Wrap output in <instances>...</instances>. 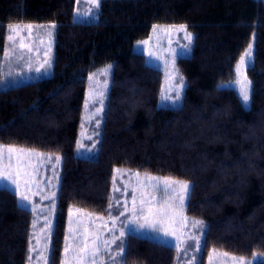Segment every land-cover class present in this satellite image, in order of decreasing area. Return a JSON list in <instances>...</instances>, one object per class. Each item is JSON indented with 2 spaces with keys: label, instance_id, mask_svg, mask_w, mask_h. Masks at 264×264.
Listing matches in <instances>:
<instances>
[{
  "label": "trees",
  "instance_id": "16d2710c",
  "mask_svg": "<svg viewBox=\"0 0 264 264\" xmlns=\"http://www.w3.org/2000/svg\"><path fill=\"white\" fill-rule=\"evenodd\" d=\"M77 0H0V143L57 155L60 179L51 264H61L70 207L107 216L117 168L191 184L185 214L203 222L200 264L212 251L264 257V0H100L78 22ZM55 24L51 75L3 84L8 24ZM185 25L186 87L159 106L163 71L136 44L153 26ZM249 44L246 107L232 86ZM111 65L97 153L76 154L89 76ZM34 214L0 187V264H26ZM120 264H176L174 246L129 233Z\"/></svg>",
  "mask_w": 264,
  "mask_h": 264
},
{
  "label": "rangeland",
  "instance_id": "374dc122",
  "mask_svg": "<svg viewBox=\"0 0 264 264\" xmlns=\"http://www.w3.org/2000/svg\"><path fill=\"white\" fill-rule=\"evenodd\" d=\"M76 4H77V12L80 13H84L88 11L89 8H92L90 0H79V2H76ZM98 8H94L93 13H90L88 16H83V15L80 16L76 15V16L78 17V19L84 17L85 21L88 22L93 21L97 19ZM13 25H17V24H13ZM18 25H20V27L24 30V34L27 35V29L24 26L28 24H18ZM31 25H33L32 35L34 37L38 36L39 39L36 40L26 39L25 43L31 44L33 51L29 53L27 49H25L22 59L17 58L20 54V50L18 48L16 49V54L8 57H5V55L3 56L4 60L2 63V71L4 76L3 79L4 86L19 85L22 83H27L35 79H40L51 75L52 66L50 69L47 70L46 73L43 70L41 72H37L36 69L39 68L41 64H43L44 61L49 58H51V65H53L55 28L49 29L48 26L39 27V25L37 24H31ZM179 26L180 25H157L155 29H153L149 38L143 40V41H148L147 44H139V45L138 43L136 44L137 51H141V49H143V51L141 52L145 54L148 63L163 71V84L161 88V97L159 100V106L181 105L183 93L186 87L185 81L183 79L185 86L181 91V98L179 101L172 103L169 100L162 99V93L172 97L175 96V88L177 85L180 84V78L182 77V75L180 74V72L176 67V59L182 56H189L192 51L193 39L191 43H189L188 39L186 38L185 32L177 30ZM49 30L52 31L51 37H49L48 35ZM186 31L191 33L194 38L193 33L187 27H186ZM41 40L43 41V43H41ZM7 44H9V47H11L10 42L7 41ZM185 45H188L187 49L184 48ZM49 48L51 49L50 51ZM251 51H252V57H251L250 65L252 64L253 61V46ZM149 53H154L155 55L149 56L148 55ZM106 66L101 67L100 69L93 72L96 73V75L91 80L88 79L85 98H84L81 124H80V132L78 137V141H80V144L77 143V149L78 148L80 149L79 152L76 149V154L80 157L92 158L96 155L98 150L97 145L99 142V137L101 135L103 115H104V110L106 107V101L110 88L111 71L110 74L108 75H104L101 72V70L104 69ZM45 67H47V65H45ZM245 76H246V71L242 70L240 76L239 77L237 76L235 81L231 83H225L222 86L223 87L232 86L238 92V94H239V88L241 86H248L249 91L251 92L250 82L247 79V77L245 80ZM237 80H239L240 83H237ZM105 82H107L106 85ZM86 98L89 100V104L87 108H85ZM101 101H103L102 104ZM249 104H250V100L247 105L245 104L244 105L246 107H249ZM98 109H101V111L97 114ZM97 120L100 121L99 126H97L96 123ZM95 133H99V136H96ZM88 137H92V139H88ZM94 143L96 144L95 150L89 151L90 149L93 148ZM0 145L7 146L8 144L0 143ZM39 153H41L42 156L39 158L32 157L33 162H35L37 159L43 160L44 162L39 166L38 170L33 175L35 177V180L39 182L40 188H42L43 191L41 192L40 195H35V196H33L31 193H28L33 203L40 206L36 209V214L34 215L35 216L34 220H36V226L35 228H33L32 225L31 233H30V237H33L32 245L36 247L37 251L32 253L34 259L31 262L27 260L26 264H44L43 259L39 258V253L44 252L45 254H47V249L50 248L51 233L53 227L51 228V233L49 234L46 225L48 224L49 221H51V224L53 225L55 210L53 211L52 200L42 199V196H51L53 192L57 193V188L60 179L61 159L60 162L57 163L56 160L57 155H51L42 152ZM49 156L51 157L50 161L47 160V157ZM11 163L14 166L16 162L15 160H13ZM8 164H9V160H8L7 152L5 151L3 167H5L6 170ZM53 165H56L55 168H53ZM119 170H120L119 172L115 171L113 181L115 178V187L121 190L114 192L113 190L114 183L112 186L113 187L112 197H114V199L112 200L114 206V211H113L114 216H118L119 211H123L125 202H127V207L129 209L132 208L133 188L137 189L135 195H136V207L138 210L141 207L140 200H141L142 192L150 193L151 195L156 196L157 199L155 201H152L151 204L145 203L143 205L144 212L134 224H129L127 227H124V225L121 224L120 221H117L114 229L112 228V222L108 215L107 216L95 215L89 211H85L77 207H70L73 215L70 217L68 212L66 235H68L70 239L67 241V243L72 247H75L76 245L73 244V239H72L74 232L79 231L80 233H84L86 228L87 231L91 234V237L94 238L95 236L99 235L102 255H101V259L98 258V264L99 261H104L105 264H114L112 260L105 259V257L110 254L115 255L117 252H119V249L117 248V244L120 241L118 240L116 244H112L111 248L108 250H105L103 248V241L112 240L113 237L120 238V231L122 228L125 231V235L121 238L123 241L125 240L126 236L129 233H134L173 246L174 243L176 242L175 236L164 237L162 233L160 234L153 233L148 227L145 228L139 227L140 224L145 223L143 219L144 215H148L149 219H152L153 217L150 215V210L155 212L158 209H160L162 205L165 204V201H168L172 205V208L169 209V216L173 215V210H174L175 222L170 223L169 220L165 218L163 227L169 228V230L175 229L176 236H180L181 239L186 240L185 246L191 245V247L188 249L187 255H185L183 251L179 254V257L177 254L176 264H187L188 260L193 255L197 257L195 264H200L202 238L205 227L201 228L200 226H194V221H199V220L187 216L185 214V207L183 208V210L180 209V201H179V196L181 194L180 185L178 183L174 184L172 186L174 191L170 189L166 193L163 191L164 188L163 181L165 180V178L168 177L151 175L153 177L158 178L157 181H154L153 183L159 184V190H153L147 187L141 188L140 187L141 181H143L144 184L148 183V181L145 180V174H140L139 177H137L135 174L138 172H132L124 169H119ZM28 171L31 172V168H29ZM27 178L31 179L32 177H27ZM170 179L173 181H180V182L183 181L173 178ZM32 188L34 191L37 190L36 183L32 184ZM125 188H127V192L124 191ZM172 197H175V199H172ZM117 198L120 200L119 211L115 210ZM54 199L56 206V196ZM27 208L31 209V206H28ZM130 215H131L130 211L125 214L126 217ZM120 220L121 221L125 220V217H121ZM105 223H107V227L104 226ZM192 236L200 238L201 246L199 251H196L195 240L189 239V237ZM80 239H82V237H80ZM65 245H66V241H64L62 259L65 258V254H64ZM74 255L75 253L73 252H70L68 254L70 264H76V261L74 259H71ZM256 255L258 257H263L260 254H256ZM28 256H29V251H28ZM232 257H238V256L230 255V254L225 256V253L223 252L212 251L211 254L208 256L205 264H210V259H211V264H233V261L231 259Z\"/></svg>",
  "mask_w": 264,
  "mask_h": 264
},
{
  "label": "snow or ice",
  "instance_id": "6c2138e0",
  "mask_svg": "<svg viewBox=\"0 0 264 264\" xmlns=\"http://www.w3.org/2000/svg\"><path fill=\"white\" fill-rule=\"evenodd\" d=\"M79 2V0H78ZM90 3L92 5V8H89L88 11L84 13L77 12L76 15L80 16H88L90 13H93L94 8H98L100 5V0H90ZM27 29V35L24 34V30L20 27V25H13V24H8V35H7V41L10 42L11 47H9V44L5 45V51L4 55L5 57L11 56L16 54V49L18 48L20 50V54L17 57L18 59H22L24 55V50L27 49V51L30 53L33 51L31 44L25 43L26 39L29 40H36L39 39V37H34L32 35L33 32V25L28 24L24 26ZM43 27V26H39ZM56 27L55 24H51L48 26L49 29H54ZM155 25L153 28L155 29ZM178 31H184L186 38L188 39L189 43H191L193 36L191 33L186 31V26L185 25H180L179 28L177 29ZM49 37L52 36V31H48ZM41 43L43 41L41 40ZM148 41H141L138 42L139 44H147ZM185 49L188 48V45L184 46ZM252 45L249 44L248 48L245 49V52L243 55H241L240 60L238 61L235 72L236 75L239 77L241 74L242 70H247L248 66L251 63V57H252ZM51 49L49 48V51ZM143 51V49H141ZM149 56L155 55L154 53H149ZM158 58V57H157ZM47 65V67H45ZM51 58L47 59L44 61L43 64L39 68L36 69L37 72H41L42 70L46 73L48 69L51 68ZM111 65L106 66L104 69L101 70L102 74L108 75L110 74L111 71ZM96 73H93L89 76V79L91 80ZM246 80V76H245ZM231 83V82H229ZM237 83H240L239 80H237ZM107 82H105V85ZM184 81L183 78H180V84L176 86L175 88V96H169L166 94L162 93V99L163 100H169L172 103H175L176 101H179L181 98V91L184 87ZM171 91V89H170ZM239 94L242 97V100L245 105L248 104L250 100V91L248 86H241L239 88ZM103 101H101V104ZM89 100L86 98L85 101V108L88 107ZM101 111V109L97 110V114ZM91 118V117H90ZM97 126H99L100 121H96ZM96 136H99V133H95ZM88 139H92V137H88ZM78 144H80V141H77ZM96 148V144H93V148L90 149L89 151H94ZM79 148L77 151L79 152ZM5 151L7 152L9 164L7 166V170L5 167H3V161L5 158ZM42 154L39 152H36L34 149L32 150H27L24 148H17L15 145H0V186H2L3 190H9L11 189V192L13 195H15L18 199V205L22 208H27L28 206H31V211L33 214H36V209L40 207L39 205H36L33 203V201L30 199L28 193H31L33 196L35 195H40L41 192L43 191L42 188H40L39 182L35 180L34 173L38 170L39 166L44 162L43 160L37 159L35 162H33L32 157H41ZM60 157L57 156L56 160L57 163L60 162ZM13 160H15V165L11 163ZM47 160L50 161L51 157H47ZM56 165H53V168H55ZM31 168V172L28 171V169ZM116 172H119V169L115 170ZM137 177H139V173L135 174ZM27 177H32L31 179H28ZM158 178L153 177L151 175H145V180L148 181L147 184H144L143 181L140 182V187L144 188H150L153 190H159V184L158 183H153L154 181H157ZM36 183L37 190H33L32 184ZM114 192L120 191L121 189L115 187V178H114ZM179 184L180 185V190L181 194L179 196V201H180V209L183 210L185 207L186 200L190 194L191 191V184L188 181H173L170 178H165L163 181V191L168 192L170 189H173L174 184ZM125 192H127V188L124 189ZM137 189L133 188L132 189V208L129 209L127 207V202H125V205L123 207V211H119L120 207V200L117 198L116 199V208L115 210L119 211L118 216L113 215L114 211V206L112 203V200L114 197H109V204L107 208L108 216L111 219L112 222V228L114 229L116 226L117 221H120L121 224L124 225V227H127L129 224H134L137 219L143 214L144 208L143 205L145 203L151 204L152 201H155L157 198L154 195H151L150 193H141V200H140V209L138 210L136 207V193ZM55 196L56 193L53 192L51 196H42V199H51L52 204H53V211L55 210ZM172 199H175V197H172ZM172 208V205L168 202L165 201V204L161 206L160 209L157 211L153 212L150 210V215L153 217L152 219H149L148 215H144L143 219L145 221L144 224H140V228H145L148 227L153 233H162L164 237H171L175 236L176 237V242L174 243V247L177 250L178 257L179 254L183 251L185 255H187L188 249L191 247V245L185 246L186 245V240L181 239L180 236H176V230L172 229L169 230V228L163 227L165 218L169 220L170 223L175 222V213L173 210V215L169 216V209ZM80 211V210H78ZM131 212L130 216H125L126 213ZM69 215L70 217L73 215L72 210H69ZM125 217V220L121 221L120 218ZM71 223V221H70ZM36 226V220L33 221V228ZM107 227V223L104 225ZM194 226H200L201 228L204 227L202 221H194ZM48 228L49 234L51 233V228L52 224L51 221L48 222L46 225ZM125 235V231L123 228L120 231V238L113 237L112 240H104L103 241V248L105 250H108L111 248L112 244H116L117 240L120 242L117 244V248L119 249V252H117L115 255L110 254L108 256V259L112 260L114 264H120V258L123 257V255L126 252V248L124 245V241L121 239ZM183 235V233H182ZM82 237V239H80ZM32 239L33 237H30L29 239V256L28 260L31 262L34 257L32 256L33 252H36L37 249L32 245ZM70 239L68 235L65 236V241L66 245L64 248V254L65 258L62 259L61 264H70V260L68 258V254L70 252L75 253V255L71 258L76 261V264H98V258L102 255L101 252V242H100V236L97 235L94 238L91 237V234L87 231V228L85 229L84 233H80L79 231H75L73 234V244H75V247H72L67 243V241ZM189 239H193L196 242V251H199L201 242L199 237H189ZM228 254L225 253V256ZM39 258L43 259L44 264H51V249H47V254L44 252L39 253ZM233 261V264H264V257H258L255 253H253L252 259H246L245 257H232L231 258ZM197 260V257L193 255L187 262V264H195ZM99 264H105L104 261H99ZM210 264H211V259H210Z\"/></svg>",
  "mask_w": 264,
  "mask_h": 264
},
{
  "label": "crops",
  "instance_id": "0c3cea01",
  "mask_svg": "<svg viewBox=\"0 0 264 264\" xmlns=\"http://www.w3.org/2000/svg\"><path fill=\"white\" fill-rule=\"evenodd\" d=\"M78 2V1H77ZM76 13H77V4H76V12H75V19H76V21H78V22H88V21H85V18L84 17H81V19L79 18L78 19V17L76 16ZM51 24H48V25H39V26H43V27H45V26H50ZM154 29V28H153ZM117 242H118V240H117ZM108 256L109 255H107L106 257H105V259H108ZM99 259H101V256L99 257ZM108 260H110V259H108Z\"/></svg>",
  "mask_w": 264,
  "mask_h": 264
}]
</instances>
